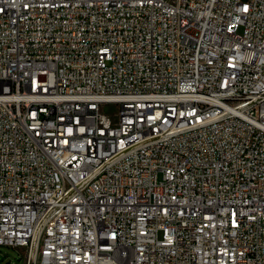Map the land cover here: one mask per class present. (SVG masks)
I'll use <instances>...</instances> for the list:
<instances>
[{
	"label": "built area",
	"instance_id": "obj_1",
	"mask_svg": "<svg viewBox=\"0 0 264 264\" xmlns=\"http://www.w3.org/2000/svg\"><path fill=\"white\" fill-rule=\"evenodd\" d=\"M0 247L264 264V0H0Z\"/></svg>",
	"mask_w": 264,
	"mask_h": 264
},
{
	"label": "rangeland",
	"instance_id": "obj_2",
	"mask_svg": "<svg viewBox=\"0 0 264 264\" xmlns=\"http://www.w3.org/2000/svg\"><path fill=\"white\" fill-rule=\"evenodd\" d=\"M115 109L114 105L107 107V110L110 112H113ZM0 264H24V260L17 250L0 247Z\"/></svg>",
	"mask_w": 264,
	"mask_h": 264
},
{
	"label": "bare ground",
	"instance_id": "obj_3",
	"mask_svg": "<svg viewBox=\"0 0 264 264\" xmlns=\"http://www.w3.org/2000/svg\"><path fill=\"white\" fill-rule=\"evenodd\" d=\"M56 135H63V128H56Z\"/></svg>",
	"mask_w": 264,
	"mask_h": 264
}]
</instances>
